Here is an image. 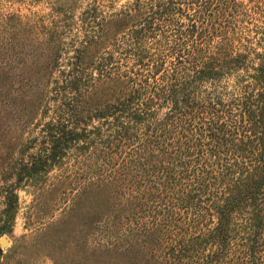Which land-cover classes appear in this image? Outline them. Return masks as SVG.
Masks as SVG:
<instances>
[{"label": "trees", "instance_id": "16d2710c", "mask_svg": "<svg viewBox=\"0 0 264 264\" xmlns=\"http://www.w3.org/2000/svg\"><path fill=\"white\" fill-rule=\"evenodd\" d=\"M217 4L131 0L74 48L59 77L52 72L63 47L59 32L34 39L26 24H7L0 121L14 116L26 124L52 108L18 179L36 178L66 156L90 155L104 174L83 190L89 224L128 228L121 244L93 248L91 264L116 258L104 250H136L125 259L117 254L122 264H264V50L247 73L253 81L236 92L218 85L249 65L230 39L213 43ZM5 198L11 208L15 189ZM165 245L167 261L151 251Z\"/></svg>", "mask_w": 264, "mask_h": 264}, {"label": "rangeland", "instance_id": "374dc122", "mask_svg": "<svg viewBox=\"0 0 264 264\" xmlns=\"http://www.w3.org/2000/svg\"><path fill=\"white\" fill-rule=\"evenodd\" d=\"M130 2L0 0V42L10 30L7 24L15 22L23 26L26 24L25 29L32 31L30 36L34 39H42L50 31H58L56 42L63 47L52 72L59 77V70L67 68L74 48L82 46L96 30L98 23L115 18ZM88 12L91 13L86 16ZM212 20L214 27L210 32L214 44L220 38H228L236 52H246L248 55L247 71H232L217 83L236 92L239 87L253 81L247 73L253 72V65L261 63L260 56L264 50V0H218L217 6L212 8ZM35 26L37 28L33 29ZM122 30L120 28L115 34H121ZM101 50H97L95 55ZM114 55L123 65L130 66L133 62L130 56H119L118 52H114ZM207 85L208 82L201 86ZM53 103L51 101V106ZM15 109L16 106L12 110ZM51 109L47 113H34L26 124L14 116L0 121V238L4 236L8 240L4 246L0 245V264H91L93 248L115 242L121 244L122 239L129 234L123 223L115 230L107 231L88 222L89 201L86 190H83L96 175L104 174L102 168L95 170L90 155L83 158L69 155L36 178L18 179L21 162L28 161L29 155L38 151L40 130L52 116ZM166 111L165 106L159 108L155 119L161 120ZM13 189L18 199L8 208L5 206V196L8 190ZM80 193L83 197L76 199ZM70 210H73L72 215L66 213ZM241 223L240 220L234 223L236 233L243 231ZM167 246L163 250L151 251L167 261L168 253L171 252ZM128 251L136 250H104L111 258L116 257L107 264H122L118 260H122L121 256L117 258V254H122L125 259L131 256Z\"/></svg>", "mask_w": 264, "mask_h": 264}, {"label": "water", "instance_id": "95a60500", "mask_svg": "<svg viewBox=\"0 0 264 264\" xmlns=\"http://www.w3.org/2000/svg\"><path fill=\"white\" fill-rule=\"evenodd\" d=\"M7 243H8V240H7L6 237L3 236V237L0 238V245L1 246H4Z\"/></svg>", "mask_w": 264, "mask_h": 264}]
</instances>
